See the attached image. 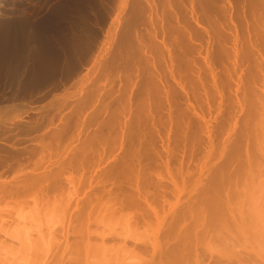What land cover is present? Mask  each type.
Instances as JSON below:
<instances>
[{
  "label": "bare ground",
  "instance_id": "bare-ground-1",
  "mask_svg": "<svg viewBox=\"0 0 264 264\" xmlns=\"http://www.w3.org/2000/svg\"><path fill=\"white\" fill-rule=\"evenodd\" d=\"M48 83L0 116V264H264V0H0V102Z\"/></svg>",
  "mask_w": 264,
  "mask_h": 264
},
{
  "label": "rangeland",
  "instance_id": "rangeland-1",
  "mask_svg": "<svg viewBox=\"0 0 264 264\" xmlns=\"http://www.w3.org/2000/svg\"><path fill=\"white\" fill-rule=\"evenodd\" d=\"M50 19H39V20H37V24H43V22H49L50 21V23H51V21H52V15L49 17ZM52 24V23H51ZM52 89V83H48L47 85H45V86H43L41 89H39V90H37V91H35V92H30V94H29V92L28 93H24L23 94V96L20 98V99H6V100H4V101H2V102H0V116H5V117H11V118H13L14 116H17V115H20V116H24V112L27 110V109H30V108H35L34 110H37V113L38 112H45V113H49L50 111L52 112V100L53 99H55V98H58V97H63L64 96V92H62V91H56V92H54V94L52 95V92L50 93V95L48 96V97H46V98H44V99H42V97H43V95L45 94V93H47V92H49L50 90ZM27 94V95H26ZM25 118H23V119H26L25 121H26V123L29 121L31 124L29 125L28 123H27V125H29V126H33L36 122H38V121H40V119H42V118H40L39 117V115L38 116H36L35 115V117H32V118H30V117H27V116H24ZM28 120V121H27ZM34 123V124H33ZM26 125V126H27ZM19 134H20V132H18ZM24 134V133H23ZM23 134H20V135H23ZM25 135V134H24ZM146 152H148L149 153V155L152 157V158H154L155 156V153L153 152V150L152 149H150L149 147L147 148V151ZM151 158V159H152ZM15 162V163H14ZM7 163V165H4V168L2 167V169H5V168H8V166L9 167H13L14 165H15V167L17 166L16 165V161H14V160H9V162H6ZM14 164V165H13ZM157 168V167H156ZM1 170V169H0ZM2 171V170H1ZM162 171L164 172V174H166L167 172H166V170L164 169H162ZM76 174L77 173H75V175L74 176H76ZM78 174H77V176H76V178L78 179ZM75 178V180H77ZM52 195H53V193H52ZM55 196V195H54ZM59 196V195H58ZM64 197V196H63ZM65 197L67 198V196L65 195ZM65 197L63 198V200H66L65 199ZM4 201V200H3ZM3 201H1V202H3ZM7 201V199H5V202ZM8 201H11V199L9 200V198H8ZM104 201H106V200H104ZM5 202L3 203V204H1L0 203V208H5V206L7 205V202H6V205H5ZM64 202H66V201H64ZM101 203V202H100ZM100 203H98V204H100ZM103 203V204H102ZM101 204H102V206H99V205H97V206H99V210L101 211L102 210V207L104 206V203H107V202H102ZM100 204V205H101ZM1 205H2V207H1ZM17 205V204H16ZM8 206V205H7ZM97 206H96V208H97ZM17 207V206H16ZM8 208V207H7ZM6 208V209H7ZM95 208V209H96ZM9 209H11V208H9ZM98 209V208H97ZM96 209V211H99V210H97ZM99 211V212H100ZM99 212H95V210H94V215H96V216H98L99 214ZM127 212V211H126ZM98 215H97V214ZM126 214V213H125ZM95 216V217H96ZM95 217L93 216V218L91 219L92 221L91 222H93V221H95ZM84 220V219H83ZM86 221V220H85ZM84 221V226L87 224L86 222ZM151 221V220H150ZM150 221H148V222H150ZM152 221H153V219H152ZM152 221H151V223H152ZM155 221V220H154ZM154 221H153V224H151V225H153V227H151L150 226V224H149V226L148 225H143L144 227H142V229L143 228H145V226L147 227L146 229L148 230L147 232H149V231H151V229H153L154 230V228H155V226L156 225H154ZM96 222H93V224H92V226L95 228L96 226ZM151 228V229H150ZM144 231V230H143ZM76 236H78V238H79V240H77V242H79L80 241V243H82L83 244V242L81 241V238L79 237V234L77 235V234H75ZM74 235V236H75ZM57 236H59V235H57ZM73 238V239H72ZM76 237H71L70 238V240H71V242H73V240L75 239ZM56 239H58V237L56 238ZM60 239H61V243L64 241L63 240V238H61L60 237ZM60 239H58V240H60ZM55 240V239H54ZM76 240V239H75ZM71 242H68L69 243V246H71L70 248H68V247H65V241L63 242V246H61V248L60 249H58V248H56V251H55V248H54V251L55 252H52V254L53 253H55L54 255H56L57 254V252H59L61 255L60 256H58V258L57 259H55L56 261V264H65V263H67L65 260H68L69 259V257H68V255L69 256H71L72 254H73V252H75V247H73L70 243ZM58 243V242H57ZM53 244H55L54 242H53ZM53 244H52V247H56V246H53ZM62 249V251H58V250H61ZM62 252V253H61ZM71 253V254H68V253ZM58 253V254H59ZM53 255V256H54ZM52 256V257H53ZM67 258H66V257ZM73 256H75V254H73ZM60 257V258H59ZM70 258H72V256L70 257ZM61 259V260H60ZM73 259V258H72ZM75 259L76 260H70V263L71 264H78L77 263V261H79V259H77L76 257H75ZM68 260V261H69ZM95 261L94 262H96V260H97V258L96 259H94ZM50 261H52V259L50 260ZM57 261H59V262H57ZM98 261V264H100L101 263V260H100V262H99V260H97ZM65 262V263H64ZM70 263H68V264H70ZM81 263H82V261H81ZM53 264V263H52ZM80 264V263H79Z\"/></svg>",
  "mask_w": 264,
  "mask_h": 264
}]
</instances>
